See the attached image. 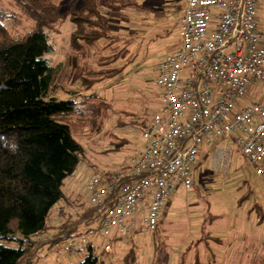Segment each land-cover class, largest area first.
Returning <instances> with one entry per match:
<instances>
[{
  "label": "rangeland",
  "instance_id": "rangeland-1",
  "mask_svg": "<svg viewBox=\"0 0 264 264\" xmlns=\"http://www.w3.org/2000/svg\"><path fill=\"white\" fill-rule=\"evenodd\" d=\"M53 1L60 19L49 37L54 46L49 63L55 71L51 95L82 101L81 113L66 121L84 149V159L65 181V199L52 213L63 215V208L73 215L71 221H77V214L88 211L87 188L93 175L121 167L143 146L141 135L160 106L154 71L178 46L177 19L184 0ZM80 10L89 20L85 31L104 38L87 47L79 41L76 48L72 36L77 27L71 11ZM31 25L24 18L22 25L9 27L19 37ZM227 146L228 167L215 164L212 154L204 159L205 150L193 192L180 190L173 197V206L155 233H136L137 261L132 263L264 264V185L234 144ZM65 222L51 220L41 239L57 233ZM49 253L44 246L34 264H56L64 257H72L69 264H76L85 258L83 253L59 257Z\"/></svg>",
  "mask_w": 264,
  "mask_h": 264
},
{
  "label": "built area",
  "instance_id": "built-area-1",
  "mask_svg": "<svg viewBox=\"0 0 264 264\" xmlns=\"http://www.w3.org/2000/svg\"><path fill=\"white\" fill-rule=\"evenodd\" d=\"M177 20L178 46L154 71L160 106L143 146L93 175L86 230L61 235L50 255L74 254L95 238L109 252L119 238L155 233L172 197L193 190L206 146L216 145L213 162L222 168L234 144L264 185V0H184Z\"/></svg>",
  "mask_w": 264,
  "mask_h": 264
},
{
  "label": "trees",
  "instance_id": "trees-1",
  "mask_svg": "<svg viewBox=\"0 0 264 264\" xmlns=\"http://www.w3.org/2000/svg\"><path fill=\"white\" fill-rule=\"evenodd\" d=\"M59 11L53 0H0V264H34L35 244L50 248L61 235L76 232L65 226L50 240H35L47 232L53 209L65 199V181L84 159L66 121L81 113L82 101L51 95L55 71L49 63L54 52L49 37ZM80 11H71L76 48L79 41L87 47L104 38L85 31L89 20ZM24 18L32 25L19 37L12 34L10 27L22 25ZM215 146L207 148L204 159ZM92 213H82L81 223ZM84 249L85 258L76 264H99L92 244Z\"/></svg>",
  "mask_w": 264,
  "mask_h": 264
},
{
  "label": "crops",
  "instance_id": "crops-1",
  "mask_svg": "<svg viewBox=\"0 0 264 264\" xmlns=\"http://www.w3.org/2000/svg\"><path fill=\"white\" fill-rule=\"evenodd\" d=\"M141 148H137L136 151H134L135 153H133L132 155L136 154L138 151H140ZM207 150V148H205L201 154ZM131 155V156H132ZM212 158H213V154H212ZM129 159V158H128ZM213 160V159H212ZM194 190V189H193ZM193 192V191H192ZM176 196V195H175ZM174 196V197H175ZM192 197V196H191ZM173 198V197H172ZM174 199V198H173ZM173 199L171 200L168 209L165 211L163 219H162V223H164L165 220V216H167L169 213V210L172 208L173 206ZM193 199V198H191ZM190 199V203L189 206H192V201ZM62 208V207H59ZM63 212V215H59V213H57V211H55L54 213H52L50 215L49 221H48V227H49V222L51 220H56L58 218L63 219L65 222V224L60 225L59 227H61V229H59V231L57 233H55L54 235L58 234L59 232H61L63 230V228H65V226H70V229L75 228L76 232L75 234H80L82 232H84L86 230L85 225H83V223H81V215L82 213H80L79 215L77 214V216H79V219H77V221H71V216H73L71 213H66L65 210H63V208L61 209ZM84 213V212H83ZM57 216V217H56ZM60 216V217H58ZM55 217V218H54ZM85 220V219H84ZM162 223H160L162 225ZM54 224V222H53ZM160 225V226H161ZM53 227H56L55 225H53ZM160 228V227H159ZM48 229V228H47ZM49 231V230H48ZM142 231H137V233H140ZM48 233V232H47ZM50 235V234H49ZM48 235V236H49ZM53 234H51L50 236H52ZM49 236V237H50ZM136 234L132 237L131 239V243L129 241H127L124 238H119L116 241H113L112 243V249L109 252L104 251V240L102 239H96L92 241V246L95 248V253L99 258V264H134L137 261V253H136V246L134 245V239L136 238ZM44 238L41 239V237L39 236H35V240H39L42 242ZM129 242V243H128ZM36 248L37 254H34V256L38 257L40 255L41 250L43 249L42 244L41 243H37L35 244L34 249ZM77 254H87L85 249H82L81 251L76 252ZM35 257V258H36ZM72 259L71 258H62L61 260H56V264H69L68 261H70ZM76 261L78 258H75ZM133 261H135L134 263H132Z\"/></svg>",
  "mask_w": 264,
  "mask_h": 264
}]
</instances>
